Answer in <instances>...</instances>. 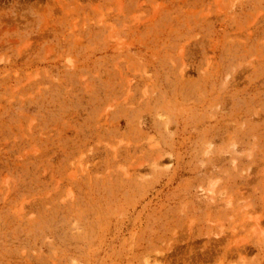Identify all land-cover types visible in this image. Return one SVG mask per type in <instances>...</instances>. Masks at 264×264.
I'll use <instances>...</instances> for the list:
<instances>
[{
    "label": "rangeland",
    "instance_id": "rangeland-1",
    "mask_svg": "<svg viewBox=\"0 0 264 264\" xmlns=\"http://www.w3.org/2000/svg\"><path fill=\"white\" fill-rule=\"evenodd\" d=\"M0 264H264V0H0Z\"/></svg>",
    "mask_w": 264,
    "mask_h": 264
},
{
    "label": "bare ground",
    "instance_id": "bare-ground-1",
    "mask_svg": "<svg viewBox=\"0 0 264 264\" xmlns=\"http://www.w3.org/2000/svg\"><path fill=\"white\" fill-rule=\"evenodd\" d=\"M226 203V202H225Z\"/></svg>",
    "mask_w": 264,
    "mask_h": 264
}]
</instances>
